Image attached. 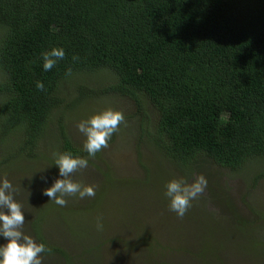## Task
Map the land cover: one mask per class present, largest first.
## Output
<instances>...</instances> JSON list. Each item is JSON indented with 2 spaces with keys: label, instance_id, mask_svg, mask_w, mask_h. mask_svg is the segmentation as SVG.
Returning <instances> with one entry per match:
<instances>
[{
  "label": "trees",
  "instance_id": "obj_1",
  "mask_svg": "<svg viewBox=\"0 0 264 264\" xmlns=\"http://www.w3.org/2000/svg\"><path fill=\"white\" fill-rule=\"evenodd\" d=\"M53 47L65 56L45 71L41 54ZM101 71L111 76L107 84H78L75 97L59 89L81 73ZM104 94L137 108L140 143L180 170L165 173L167 181L201 175L205 163L234 170L263 158L264 0H0V169L41 155L55 110ZM59 119L52 147L90 164L83 144L76 145ZM46 188L38 186L35 200L16 201L36 211L49 199ZM143 188L169 204L163 188ZM31 211L23 231L50 249L43 259L77 264L70 255L75 232L68 227L63 243H53ZM137 223L131 222L135 237L123 245L126 264H219V247L201 241L185 250L169 247L174 254L165 257L153 232ZM109 241L104 234L86 248L102 251ZM179 253L182 261H175Z\"/></svg>",
  "mask_w": 264,
  "mask_h": 264
},
{
  "label": "rangeland",
  "instance_id": "obj_2",
  "mask_svg": "<svg viewBox=\"0 0 264 264\" xmlns=\"http://www.w3.org/2000/svg\"><path fill=\"white\" fill-rule=\"evenodd\" d=\"M110 79L107 71L81 73L60 85L59 89L62 94L70 93L75 97L79 92L78 84L97 88ZM109 108L123 112L125 117L112 135L114 141L108 142L98 156L91 157L86 168L76 170L69 177L74 182L93 186L95 195L83 199L67 196L64 206L47 199V203H41L36 211L31 203L22 205L25 215L32 209V221L40 218L47 238L53 243H63L66 229L70 227L75 232V249L70 250V255L76 254L77 264L99 261L102 264L103 260L108 264H126L128 256L123 245L133 239L135 226L131 222H138L140 228L153 232L159 244L157 253L165 257L174 254L169 247L185 250L187 245L201 241L219 247V264H264V157L252 159L234 170L205 163L200 171L207 180V187L191 202L185 215L178 217L169 210V204L155 201L143 187H161L164 195L168 182L165 173L174 172L172 175L177 176L180 170L175 164L161 160L147 142L140 143L133 116L137 108L122 96H89L74 108L55 110L51 116L53 122L48 125L40 144L43 147L41 155L36 159L14 161L0 169V178L6 177L15 189V200L20 203L35 200L39 194L33 193L40 184L50 187L55 179L62 178L54 165L59 148L52 147L59 117L63 116L69 136L76 145H84L86 137L78 131L77 124ZM144 110L148 112L147 107ZM198 176L197 171H192L183 179L190 184ZM42 177H46V181ZM113 182L118 186L111 184ZM98 222L102 224L101 228L97 227ZM56 224L65 226L55 230ZM54 230H61L62 234ZM104 234L110 241L102 251L87 250L86 245L101 239ZM66 242L68 244L67 239ZM179 255L175 256V261L181 260ZM61 261L57 260V263ZM43 264L52 262L44 258Z\"/></svg>",
  "mask_w": 264,
  "mask_h": 264
},
{
  "label": "clouds",
  "instance_id": "obj_3",
  "mask_svg": "<svg viewBox=\"0 0 264 264\" xmlns=\"http://www.w3.org/2000/svg\"><path fill=\"white\" fill-rule=\"evenodd\" d=\"M41 55L43 69L50 71L59 60L64 59L65 51L63 48L53 47ZM43 87L42 82H37V88ZM124 119L123 112L109 108L77 124L78 131L86 137L83 148L90 157H94L102 148L108 146L112 135ZM54 165L58 168V176L62 178L55 179L50 187L44 189L43 195L49 197V200L64 206L67 196H79L83 199L95 195L93 186L82 185L69 179L73 172L88 166V159L63 153L57 156ZM42 179L46 181L47 178ZM206 187L207 180L203 175L196 177L190 184L183 178L168 181L164 195L168 198L169 210L182 218L191 202L202 194ZM14 191L11 181L6 177L0 178V239L6 241L0 244V264H43L41 254L49 252L50 249L42 242L37 243L23 231L25 214L22 206L14 199ZM97 227L101 228L102 224L98 222Z\"/></svg>",
  "mask_w": 264,
  "mask_h": 264
}]
</instances>
